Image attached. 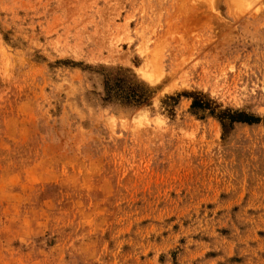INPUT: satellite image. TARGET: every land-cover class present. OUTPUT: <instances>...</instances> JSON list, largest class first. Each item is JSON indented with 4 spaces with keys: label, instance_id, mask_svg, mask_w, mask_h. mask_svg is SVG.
<instances>
[{
    "label": "rangeland",
    "instance_id": "374dc122",
    "mask_svg": "<svg viewBox=\"0 0 264 264\" xmlns=\"http://www.w3.org/2000/svg\"><path fill=\"white\" fill-rule=\"evenodd\" d=\"M0 264H264V0H0Z\"/></svg>",
    "mask_w": 264,
    "mask_h": 264
},
{
    "label": "trees",
    "instance_id": "16d2710c",
    "mask_svg": "<svg viewBox=\"0 0 264 264\" xmlns=\"http://www.w3.org/2000/svg\"><path fill=\"white\" fill-rule=\"evenodd\" d=\"M133 89H129V91H124L122 90V87L119 86L118 82H114V81L110 82V80H107L106 82V93L108 94V97L119 96L120 98H126L128 100L134 98L133 100L136 101L137 103L143 102L145 100V96L143 97L141 93L137 94ZM252 120L253 119H245V121H252Z\"/></svg>",
    "mask_w": 264,
    "mask_h": 264
}]
</instances>
